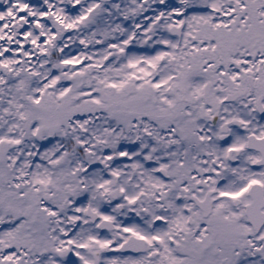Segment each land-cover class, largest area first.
Segmentation results:
<instances>
[{"label": "snow or ice", "instance_id": "1", "mask_svg": "<svg viewBox=\"0 0 264 264\" xmlns=\"http://www.w3.org/2000/svg\"><path fill=\"white\" fill-rule=\"evenodd\" d=\"M0 264H264V0H0Z\"/></svg>", "mask_w": 264, "mask_h": 264}]
</instances>
